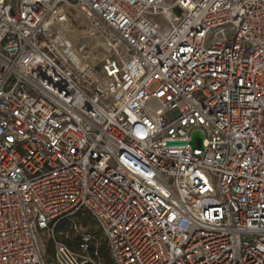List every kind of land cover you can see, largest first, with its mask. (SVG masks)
<instances>
[{
	"label": "built area",
	"instance_id": "obj_1",
	"mask_svg": "<svg viewBox=\"0 0 264 264\" xmlns=\"http://www.w3.org/2000/svg\"><path fill=\"white\" fill-rule=\"evenodd\" d=\"M0 264H264V0H0Z\"/></svg>",
	"mask_w": 264,
	"mask_h": 264
},
{
	"label": "rangeland",
	"instance_id": "obj_2",
	"mask_svg": "<svg viewBox=\"0 0 264 264\" xmlns=\"http://www.w3.org/2000/svg\"><path fill=\"white\" fill-rule=\"evenodd\" d=\"M92 47H93V44H92V43L84 44V45L82 46V48H84V49H91ZM97 57H98V51L95 50V51L93 52V54H92V61H93V63H96V61H97Z\"/></svg>",
	"mask_w": 264,
	"mask_h": 264
},
{
	"label": "water",
	"instance_id": "obj_3",
	"mask_svg": "<svg viewBox=\"0 0 264 264\" xmlns=\"http://www.w3.org/2000/svg\"><path fill=\"white\" fill-rule=\"evenodd\" d=\"M199 136H201L200 134H195V136H194V141H195V139L197 138V137H199Z\"/></svg>",
	"mask_w": 264,
	"mask_h": 264
}]
</instances>
